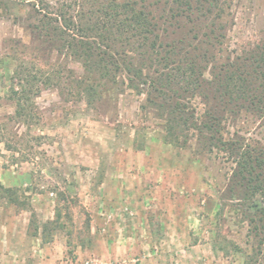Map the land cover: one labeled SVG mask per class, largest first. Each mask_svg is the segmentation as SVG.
I'll return each mask as SVG.
<instances>
[{
    "label": "rangeland",
    "instance_id": "obj_1",
    "mask_svg": "<svg viewBox=\"0 0 264 264\" xmlns=\"http://www.w3.org/2000/svg\"><path fill=\"white\" fill-rule=\"evenodd\" d=\"M30 2L0 0V183L18 190L38 225L54 219L59 193L79 205L73 226L44 243L33 237L31 211L0 200V264H244L234 246L249 249L247 224L223 199L234 164L165 144L161 121L142 110L144 95L124 90L89 107L44 87L17 115V67L2 62L33 61ZM228 2L225 46L241 52L259 39L264 0ZM186 24L170 39L184 37ZM249 119L228 129L264 141V127Z\"/></svg>",
    "mask_w": 264,
    "mask_h": 264
},
{
    "label": "trees",
    "instance_id": "obj_2",
    "mask_svg": "<svg viewBox=\"0 0 264 264\" xmlns=\"http://www.w3.org/2000/svg\"><path fill=\"white\" fill-rule=\"evenodd\" d=\"M29 6L24 29L33 61L2 62L17 67V115L44 87L56 86L89 107L124 90L144 95L142 110L161 121L165 144L234 164L223 199L236 203L247 224L249 249L234 248L244 264H264V141L228 129L251 117L264 127V26L238 52L225 46L228 0H32ZM186 22L192 27L184 37L170 39L176 32L170 29ZM72 62L80 73L68 67ZM59 197L54 219L38 225L18 190L0 183V200L31 211L33 237L44 243L74 224L78 198Z\"/></svg>",
    "mask_w": 264,
    "mask_h": 264
}]
</instances>
